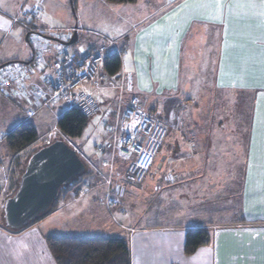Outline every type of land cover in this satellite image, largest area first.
<instances>
[{
  "label": "crops",
  "instance_id": "1",
  "mask_svg": "<svg viewBox=\"0 0 264 264\" xmlns=\"http://www.w3.org/2000/svg\"><path fill=\"white\" fill-rule=\"evenodd\" d=\"M55 1L0 0L5 123L13 125L10 131L31 124L36 143L40 130L50 138L51 123L56 126L69 109L62 101H50L53 62L63 53L81 58L89 50L103 51L105 60L117 49L119 72L108 74L103 60L97 88L84 83L77 89L91 94L99 112V101L114 106L113 126L98 157L67 139L87 175L49 213L22 230L0 225V264H56L47 236L124 239L130 264H264V0H62L64 9L58 12L51 5ZM90 30L96 38H80ZM126 75H131L133 89L122 91V102L136 98L162 129L153 180L146 184L155 192L149 194L151 200L145 198L148 211L162 191L164 198L175 196L178 205L190 209L205 199L226 197L234 200L237 219L140 227L120 220L126 217L129 195L122 177L141 184L149 172L135 182L129 160L111 149L122 111L117 87ZM0 150L9 154L4 140ZM7 168L11 162L0 163L1 190ZM115 168L121 171L115 174ZM198 228L210 232L211 242L185 255L186 231Z\"/></svg>",
  "mask_w": 264,
  "mask_h": 264
},
{
  "label": "rangeland",
  "instance_id": "2",
  "mask_svg": "<svg viewBox=\"0 0 264 264\" xmlns=\"http://www.w3.org/2000/svg\"><path fill=\"white\" fill-rule=\"evenodd\" d=\"M52 7L56 9V11H62L64 9V3L62 0H57L55 3L51 4ZM69 7V4H68ZM75 8L79 7L74 5ZM71 6L69 7V9ZM79 10L76 12L78 13ZM59 21V20H58ZM74 22L77 23V26L81 28L82 21L77 18V16L74 17ZM105 26V23H102ZM93 28V27H88ZM88 30V29H87ZM82 34V35H81ZM85 38L88 36L91 38H96L95 31L90 30L86 32L80 33V38ZM81 38V39H82ZM112 39V38H110ZM110 96L113 95V92L110 91ZM115 94V93H114ZM94 98L97 99V96H94ZM99 104L101 106V111L94 116L88 118L87 123L84 127L83 133L80 137L70 139L74 144L79 146V148L86 154H95L96 157H98L100 154L101 147L106 146V141L108 138L109 130L112 128L113 125H111L112 120V114L114 110V106L109 107L108 104H104L102 101H99ZM5 112L0 108V129H1V135L2 133L6 135L8 131H10L11 126L10 121L8 123H5V120L3 118ZM53 122H55L53 120ZM54 126L51 123V137H43L41 134V130L39 131L41 136V139L39 142L34 144L31 148H36L37 146H40L42 143H44L46 140H54V139H65L57 128H54ZM53 128V129H52ZM0 135V136H1ZM70 144V143H69ZM8 153V152H7ZM12 163V168H7L8 175L5 179L6 182V188L1 190V184H0V194L1 195V204H0V211H2V206L4 199L11 194L12 185L10 184L12 180H10V177L12 176V170L13 165L15 163L16 158L11 156L9 153L8 155L5 153H2V150H0V163L4 165H8L9 162ZM127 162V161H126ZM118 163V162H117ZM116 163V165H117ZM123 163V162H121ZM23 168V167H22ZM154 166L149 170V172L146 174L144 180L141 182V184H136L130 181L126 176L122 177L120 183L124 185H128L126 190L128 191L129 195L126 197L128 203L127 206L124 208L126 209V213L123 214L125 218L120 219L122 222L123 220H127L129 224H132L133 226L140 227V226H146L149 224H168V225H181V224H188V223H196V224H203V223H217V222H227L231 220H235L240 216V213H237L234 206V200L233 201H225L226 197L220 199H205L201 202L200 205L192 207L190 209L189 207H186L184 205H178L176 201V197L172 196V198H164L163 195L164 192L160 191V198L156 200L154 203V206H152V211H148L149 208L145 207V198L151 197L149 194H151L152 191H150V187H147L146 184L152 182L153 177L150 175L152 170H154ZM18 171L17 178H19L20 171ZM121 171V170H120ZM118 169L115 168L114 173L120 172ZM96 174H94L95 177ZM97 178V177H96ZM219 178V176H218ZM10 180V182H9ZM115 181V180H114ZM125 181V182H124ZM1 182V181H0ZM4 182V180H3ZM124 188V189H125ZM123 189V190H124ZM120 190H116L113 192H119ZM64 192V190H63ZM112 192V191H111ZM123 192V191H122ZM155 194V192H152ZM217 195H220V190H216ZM166 199V200H165ZM224 200V201H223ZM237 201V200H236ZM163 204V206L161 205ZM157 210L161 213L158 214ZM117 219L120 218V216L116 213L115 216ZM116 227V226H115Z\"/></svg>",
  "mask_w": 264,
  "mask_h": 264
},
{
  "label": "built area",
  "instance_id": "3",
  "mask_svg": "<svg viewBox=\"0 0 264 264\" xmlns=\"http://www.w3.org/2000/svg\"><path fill=\"white\" fill-rule=\"evenodd\" d=\"M110 46L114 47V42ZM116 53L119 56V50L116 49ZM103 60V51L89 50L81 58L63 53L52 64L55 79L51 85L50 101H62L68 108L79 110L87 118L97 114L99 106L91 94L77 92V89L84 83H90L97 88L96 76ZM2 75L0 71V78ZM117 88L122 111L114 127L111 149L129 160L128 172L135 182H140L154 165L162 129L158 120L144 111L136 98L122 102V91L133 89L131 75L124 76ZM3 140L4 136H0V143Z\"/></svg>",
  "mask_w": 264,
  "mask_h": 264
},
{
  "label": "trees",
  "instance_id": "4",
  "mask_svg": "<svg viewBox=\"0 0 264 264\" xmlns=\"http://www.w3.org/2000/svg\"><path fill=\"white\" fill-rule=\"evenodd\" d=\"M105 1L112 4L136 2V0ZM104 69L110 75L117 74L120 70L118 56L111 55L106 57L104 60ZM87 120L88 118L79 110L69 108L58 118L56 127L63 137L73 139L81 136ZM37 138L35 128L29 123L16 126L4 136L8 152L16 158L12 176L10 177V180H12L10 183L12 185L10 187L11 194L16 189L18 181L16 179L18 174L17 170L22 171L26 159L38 148H31L36 143ZM86 175L87 170L71 184L61 188L58 198L54 201L47 213L55 207L60 198H65L73 188L82 182ZM1 214L2 211H0V225L8 231L17 232L4 227L1 221ZM45 240L56 264H130L128 245L121 238L47 236ZM210 242L211 234L207 229H189L186 231L184 254L191 255L198 248L209 245Z\"/></svg>",
  "mask_w": 264,
  "mask_h": 264
},
{
  "label": "water",
  "instance_id": "5",
  "mask_svg": "<svg viewBox=\"0 0 264 264\" xmlns=\"http://www.w3.org/2000/svg\"><path fill=\"white\" fill-rule=\"evenodd\" d=\"M85 170L76 150L63 139L37 148L26 159L15 191L4 199L1 214L4 227L18 231L44 216L60 189Z\"/></svg>",
  "mask_w": 264,
  "mask_h": 264
}]
</instances>
